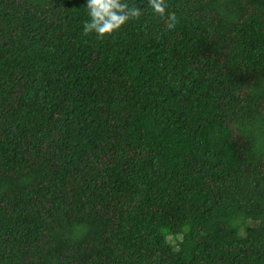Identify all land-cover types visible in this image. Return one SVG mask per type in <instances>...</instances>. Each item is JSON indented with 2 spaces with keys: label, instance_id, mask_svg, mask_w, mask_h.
<instances>
[{
  "label": "trees",
  "instance_id": "obj_1",
  "mask_svg": "<svg viewBox=\"0 0 264 264\" xmlns=\"http://www.w3.org/2000/svg\"><path fill=\"white\" fill-rule=\"evenodd\" d=\"M130 2L0 0V264H264V0Z\"/></svg>",
  "mask_w": 264,
  "mask_h": 264
},
{
  "label": "clouds",
  "instance_id": "obj_2",
  "mask_svg": "<svg viewBox=\"0 0 264 264\" xmlns=\"http://www.w3.org/2000/svg\"><path fill=\"white\" fill-rule=\"evenodd\" d=\"M149 10L158 15L167 30H174L179 17L168 10L167 0H148ZM87 21L83 25L85 35L94 34L103 39L120 31L127 23L139 18L142 8L130 0H86Z\"/></svg>",
  "mask_w": 264,
  "mask_h": 264
},
{
  "label": "rangeland",
  "instance_id": "obj_3",
  "mask_svg": "<svg viewBox=\"0 0 264 264\" xmlns=\"http://www.w3.org/2000/svg\"><path fill=\"white\" fill-rule=\"evenodd\" d=\"M252 222H247V227H250V228H253L254 226H252V224H251ZM245 226H241V228H242V230H243V228H244Z\"/></svg>",
  "mask_w": 264,
  "mask_h": 264
}]
</instances>
